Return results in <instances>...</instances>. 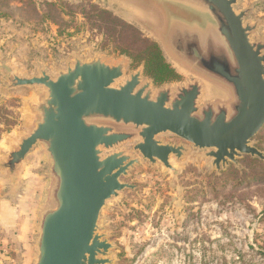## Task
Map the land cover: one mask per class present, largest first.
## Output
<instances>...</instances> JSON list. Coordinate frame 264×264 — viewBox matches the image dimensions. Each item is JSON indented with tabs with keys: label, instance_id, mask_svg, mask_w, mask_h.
Here are the masks:
<instances>
[{
	"label": "rangeland",
	"instance_id": "374dc122",
	"mask_svg": "<svg viewBox=\"0 0 264 264\" xmlns=\"http://www.w3.org/2000/svg\"><path fill=\"white\" fill-rule=\"evenodd\" d=\"M251 7L245 22L257 24L252 39L260 41L264 0H239L236 9ZM164 23L162 6L153 0H0V264L35 263L40 216L54 183L42 144L18 166L15 177L1 166L35 126L34 106L45 96L39 85L8 87V74L39 75L41 66L56 77L77 55L88 60L103 55L112 62L127 60L126 75L116 86L138 69L155 90L202 78L170 54L159 34ZM144 38L158 43L179 80L156 84L145 74L144 61L122 51L142 46ZM202 80L201 105L230 99L221 84ZM158 138L190 145L171 132ZM140 140L137 135L104 154L126 150L140 156L134 149ZM253 144L264 153V127ZM205 151L193 149L179 161L172 156L174 169L142 161L122 176L135 187L108 199L99 217L113 244V264H264V159L243 155L218 171L212 159L201 156Z\"/></svg>",
	"mask_w": 264,
	"mask_h": 264
},
{
	"label": "water",
	"instance_id": "95a60500",
	"mask_svg": "<svg viewBox=\"0 0 264 264\" xmlns=\"http://www.w3.org/2000/svg\"><path fill=\"white\" fill-rule=\"evenodd\" d=\"M165 16L159 32L173 58L202 78L230 92V99L200 104L204 81L165 84L155 90L138 69L119 85L127 60L112 62L103 55L75 56L56 77L39 66V75L8 74V87H45L34 106L35 126L1 163L16 176L17 168L39 144L50 159L54 179L51 200L39 221L34 264H113V244L99 217L106 201L125 188L134 166L142 161L174 169L193 149L206 150L218 171L243 155L264 159L253 137L264 126V39L253 41L257 24L246 23L253 7L237 11L239 0H153ZM114 124L138 131H119ZM171 132L190 145L166 143ZM140 156L112 151L136 136Z\"/></svg>",
	"mask_w": 264,
	"mask_h": 264
},
{
	"label": "trees",
	"instance_id": "16d2710c",
	"mask_svg": "<svg viewBox=\"0 0 264 264\" xmlns=\"http://www.w3.org/2000/svg\"><path fill=\"white\" fill-rule=\"evenodd\" d=\"M123 25L129 24L123 23ZM139 41L143 44L142 46L140 45L138 47L136 45L131 48L123 47L122 51L129 53L136 62L140 63L144 61L146 75L153 78L158 85L180 79L181 75L167 62L157 42L145 38Z\"/></svg>",
	"mask_w": 264,
	"mask_h": 264
}]
</instances>
